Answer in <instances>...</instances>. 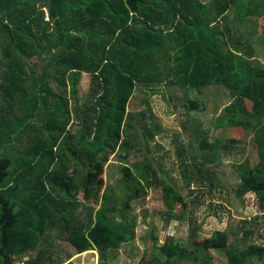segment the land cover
I'll use <instances>...</instances> for the list:
<instances>
[{
	"label": "trees",
	"instance_id": "trees-1",
	"mask_svg": "<svg viewBox=\"0 0 264 264\" xmlns=\"http://www.w3.org/2000/svg\"><path fill=\"white\" fill-rule=\"evenodd\" d=\"M262 16L264 0H0V264L26 256L22 264H62L50 241L42 247L54 232L77 255L95 251L110 264L109 250L136 239L132 201L152 188L161 190L167 222L182 219L190 201L160 175L145 110H129L138 85L196 90L185 99L189 116L208 109L204 89L223 87L230 101L214 122L241 128L257 155L237 165L235 194H255L264 211V67L249 60L264 58V31L255 29ZM150 96L142 102L154 119ZM193 122L188 143L174 133L176 161L186 187L212 192L222 159L241 140H211ZM126 138L143 157L124 169L121 195L101 193L111 156L129 161ZM79 194L101 197L100 208L79 216ZM190 226V242L168 238L151 264H221L216 253L228 264L264 262V244L245 240L252 229L240 242L224 230L201 238Z\"/></svg>",
	"mask_w": 264,
	"mask_h": 264
},
{
	"label": "rangeland",
	"instance_id": "rangeland-1",
	"mask_svg": "<svg viewBox=\"0 0 264 264\" xmlns=\"http://www.w3.org/2000/svg\"><path fill=\"white\" fill-rule=\"evenodd\" d=\"M231 24L235 30L237 26H234L232 22ZM258 31V34L264 31V17L259 20ZM249 60L254 66L264 67V58L260 56ZM89 84V76L84 75L80 84L82 94L88 91ZM194 95L197 96L199 93L196 90H175L165 85L156 86L154 91L151 92L142 90L141 86L138 85L130 101L129 110H145L146 118L144 122L149 125L154 134L150 142L151 154L155 159L160 175L181 190L183 196L190 201V206L186 208L182 219L169 223L164 215L165 206L161 200L160 189L152 188L147 195L132 201L130 214L138 222L136 239L123 244L119 249L109 250L107 255L109 262L114 264H151L154 262V256H160L158 247L168 238L175 236L191 241L189 238L191 222L199 229L198 237L201 238L210 236L215 230H224L228 232L230 241L240 240L241 242L245 237V230L252 229L253 235L246 237V242L264 244V211L259 208L256 195L248 193L243 199H239L235 194L240 180L237 165L247 161L248 158L250 161L254 160L257 156L256 151L250 146L252 144L241 128L216 126L214 122L216 115L230 101V97L223 87L209 86L204 89V98L207 101L208 109L205 112H196L189 116L184 103L186 96ZM149 96L153 114L156 116L154 119L150 117V112L146 110V103L142 102L143 98ZM193 119L201 121L203 128L208 130L211 140L216 138L241 140V145L238 144L234 149L237 152L234 151V153L225 155V158L222 159L218 167L221 185H218L212 192L208 191V187H186L176 161L175 143H172L174 133L182 132L186 143H188L190 132L192 133V128L195 126ZM156 122L161 123V129L154 128ZM126 139L133 146L129 161L128 163L122 162L118 154L111 156L105 167V185L101 193L108 187L116 189L117 194L121 195L119 180L123 176L124 169L135 170L136 162L143 157L137 151L139 144L136 143V140ZM140 146H144V144L142 143ZM188 149L191 148L188 147ZM193 154L195 153L192 152L190 155ZM78 198L82 202L77 212L79 216L91 213L101 206V197L84 200L83 194H79ZM115 216L119 218L118 215L115 214ZM192 219L193 221H191ZM46 241L53 244L48 248L54 262L61 261L62 264H98V252L91 251L90 253L77 255L71 245L64 239L62 240L57 232L47 234L42 239V247L48 246ZM35 255L36 253H30L29 257ZM216 255L221 264H228L225 253H216ZM27 259V256L17 258V264H22L21 261ZM250 264H264V262L256 261Z\"/></svg>",
	"mask_w": 264,
	"mask_h": 264
},
{
	"label": "crops",
	"instance_id": "crops-1",
	"mask_svg": "<svg viewBox=\"0 0 264 264\" xmlns=\"http://www.w3.org/2000/svg\"><path fill=\"white\" fill-rule=\"evenodd\" d=\"M264 16H262V17H259L258 19H257V25H256V27H255V29H256V32L258 31V27H259V20L261 19V18H263ZM259 32V31H258ZM87 253H90V252H87ZM84 254V253H83ZM82 255V254H81ZM98 264H99V258H98ZM108 261V263H110V264H114V263H112V262H109V260H107Z\"/></svg>",
	"mask_w": 264,
	"mask_h": 264
}]
</instances>
